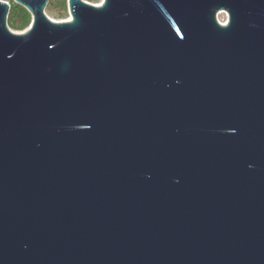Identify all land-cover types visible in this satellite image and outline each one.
<instances>
[{"label": "water", "instance_id": "95a60500", "mask_svg": "<svg viewBox=\"0 0 264 264\" xmlns=\"http://www.w3.org/2000/svg\"><path fill=\"white\" fill-rule=\"evenodd\" d=\"M12 1L0 264H264V0Z\"/></svg>", "mask_w": 264, "mask_h": 264}, {"label": "trees", "instance_id": "16d2710c", "mask_svg": "<svg viewBox=\"0 0 264 264\" xmlns=\"http://www.w3.org/2000/svg\"><path fill=\"white\" fill-rule=\"evenodd\" d=\"M2 1H7L10 5L9 13L7 16L8 27L14 31H22L24 29H27L31 24L30 14L23 7L14 4L12 0H2ZM65 1L66 0H51V2L49 1L48 3L49 4L48 8L49 10L58 8L59 10L64 11ZM85 1L88 3L99 2V0H85Z\"/></svg>", "mask_w": 264, "mask_h": 264}, {"label": "rangeland", "instance_id": "374dc122", "mask_svg": "<svg viewBox=\"0 0 264 264\" xmlns=\"http://www.w3.org/2000/svg\"><path fill=\"white\" fill-rule=\"evenodd\" d=\"M49 1L51 2V0H48V3ZM67 1H65V10L62 11V10H59L58 8H55L53 10H49L48 8V3H47V6L45 8V14L46 16L53 22H66L68 19L71 18V15L69 13V10H68V5H67ZM85 1V0H84ZM54 3V1H53ZM90 4H93L95 6H98L100 3V0L98 3H90ZM217 20L220 24H225L226 21H227V18L224 14H219L218 17H217ZM225 20V21H224ZM8 26V25H7ZM10 29V28H9ZM12 30V29H11ZM26 29L22 30V31H14L12 30L13 32H16V33H22L24 32Z\"/></svg>", "mask_w": 264, "mask_h": 264}, {"label": "bare ground", "instance_id": "6f19581e", "mask_svg": "<svg viewBox=\"0 0 264 264\" xmlns=\"http://www.w3.org/2000/svg\"><path fill=\"white\" fill-rule=\"evenodd\" d=\"M100 3H102V0L100 1ZM99 5H100V4H99ZM99 5H98V6H99ZM70 20H71V18H70V19H68V20H67V22H68V21H70ZM224 21H225V20H224ZM223 25H224V24H223Z\"/></svg>", "mask_w": 264, "mask_h": 264}]
</instances>
